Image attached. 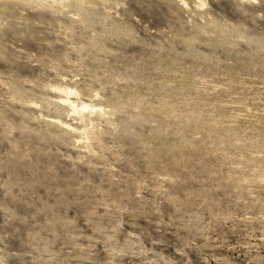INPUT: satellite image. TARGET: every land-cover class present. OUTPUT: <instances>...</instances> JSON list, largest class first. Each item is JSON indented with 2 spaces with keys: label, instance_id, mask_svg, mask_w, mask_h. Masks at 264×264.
<instances>
[{
  "label": "rangeland",
  "instance_id": "rangeland-1",
  "mask_svg": "<svg viewBox=\"0 0 264 264\" xmlns=\"http://www.w3.org/2000/svg\"><path fill=\"white\" fill-rule=\"evenodd\" d=\"M0 264H264V0H0Z\"/></svg>",
  "mask_w": 264,
  "mask_h": 264
}]
</instances>
